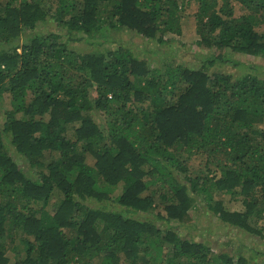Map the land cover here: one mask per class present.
Masks as SVG:
<instances>
[{"label": "trees", "instance_id": "obj_1", "mask_svg": "<svg viewBox=\"0 0 264 264\" xmlns=\"http://www.w3.org/2000/svg\"><path fill=\"white\" fill-rule=\"evenodd\" d=\"M195 2L194 68L68 44L105 26L165 44L180 0H0V264H259L188 231L204 201L264 238V68L226 55L264 58V0Z\"/></svg>", "mask_w": 264, "mask_h": 264}, {"label": "rangeland", "instance_id": "obj_2", "mask_svg": "<svg viewBox=\"0 0 264 264\" xmlns=\"http://www.w3.org/2000/svg\"><path fill=\"white\" fill-rule=\"evenodd\" d=\"M180 1L183 2L185 6L182 15L181 34L174 36L166 35L169 39L165 44L159 45L150 39L141 37L134 31L126 29L116 30L107 26L101 29L96 36L75 43L73 41H68V44L70 46H75L78 50L95 51H105L107 49L117 48L118 46H125L135 52L137 56L148 58L150 67L166 64L170 62V59H172L171 61L175 64L183 63L194 68L198 67L202 63L201 59H199L200 54H206L207 50L196 44L199 38L194 17L197 5L195 0ZM233 6L235 16L243 13L244 9L240 3L234 1ZM259 29L264 30V25ZM50 30L61 32L60 29H56L53 25L46 23L40 24V26L36 28V31L42 33H47ZM176 40H178V42H176ZM226 55L232 60L241 62L244 66H254L259 70L264 68V58L262 57L247 56L229 49ZM241 67L243 70H239V67H236L234 64L219 62L211 67L210 71L218 70L241 75L246 71L243 66ZM95 119L100 124L104 125L107 116L104 112H99ZM261 126H264V123ZM69 132L72 133L70 130ZM200 160L201 158L199 156L192 161V164L198 166ZM88 162H91V160L88 159ZM221 195L223 196L220 197ZM215 196V198L223 199L225 207L229 210L242 209L241 203L236 197L221 193L215 194ZM192 215L195 228L190 229L188 233L191 234L195 240L207 242L218 251H226L236 255L241 254L252 261L264 264V238L241 232L221 221L207 207L204 201H199L198 206L193 209ZM260 223H264V220L260 221ZM181 231L183 234L187 230ZM19 250H21L20 247ZM6 254L9 257V264H13L14 251L8 250Z\"/></svg>", "mask_w": 264, "mask_h": 264}]
</instances>
